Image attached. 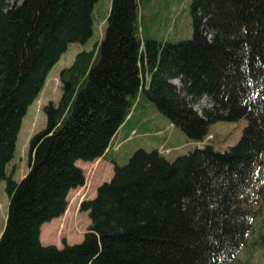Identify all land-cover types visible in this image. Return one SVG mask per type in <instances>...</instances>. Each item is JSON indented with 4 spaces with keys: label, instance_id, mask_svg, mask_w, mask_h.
Here are the masks:
<instances>
[{
    "label": "trees",
    "instance_id": "obj_1",
    "mask_svg": "<svg viewBox=\"0 0 264 264\" xmlns=\"http://www.w3.org/2000/svg\"><path fill=\"white\" fill-rule=\"evenodd\" d=\"M96 3L0 0V264H233L264 201V0H191L192 37L175 43L142 39L137 0H111L101 40L60 71L27 173L8 171L28 107L68 46L91 38ZM141 96L191 140L216 122L247 125L224 152L137 148L120 164L112 141ZM101 158L113 175L81 203L82 242L42 245L41 227L85 184L77 162Z\"/></svg>",
    "mask_w": 264,
    "mask_h": 264
},
{
    "label": "rangeland",
    "instance_id": "obj_2",
    "mask_svg": "<svg viewBox=\"0 0 264 264\" xmlns=\"http://www.w3.org/2000/svg\"><path fill=\"white\" fill-rule=\"evenodd\" d=\"M138 20L142 39L169 41L172 43L190 39L192 37V18L190 14L191 0H137ZM111 0H97L93 10V34L84 44L73 43L59 61L48 73L42 90L34 102L28 107L22 120L17 137L14 157L8 166V171L14 170L13 179L20 181L28 171V149L32 136L45 128L46 117L43 112L48 103L57 104L61 96L60 71L73 62L74 57L81 51H89L98 43L105 30V20L108 15ZM179 86L177 80L173 81ZM208 106V101L202 99L194 109L199 113L203 107ZM134 118L132 125L136 126V135H133L118 153L112 157L120 164L126 158L125 154L137 148L151 150L141 142L156 134L164 138L170 137V131L175 136L170 140L168 147H174L171 157L173 159L185 154L198 145H211L215 151L224 152L229 146L235 145L247 125L245 119L235 122H216L209 126L208 137L202 141L189 139L181 130L171 127L156 106L141 96L133 108ZM148 132L145 133L144 132ZM150 135V136H149ZM144 137V138H143ZM164 141V140H162ZM146 144V143H144ZM130 154V153H129ZM128 160V159H127ZM77 165L83 170L85 184L69 192L65 213L58 219L45 223L41 227L40 241L42 245H55L61 248L63 244H78L82 242L87 232L90 220L87 212L80 210L83 201L91 200L96 195L97 188L111 179L113 166L105 159L93 162L78 161ZM8 199L5 192V183L0 182V235L3 231L7 215ZM256 215L252 224V232L247 236L243 249L236 256L233 264H264V201L256 205ZM52 231L54 234H52Z\"/></svg>",
    "mask_w": 264,
    "mask_h": 264
},
{
    "label": "crops",
    "instance_id": "obj_3",
    "mask_svg": "<svg viewBox=\"0 0 264 264\" xmlns=\"http://www.w3.org/2000/svg\"><path fill=\"white\" fill-rule=\"evenodd\" d=\"M168 121V120H167ZM169 123V121H168ZM169 125H171L169 123ZM134 125H132V123H127L125 124L123 127H121L119 129V131L117 132V134L114 136L113 141H112V145L110 150L112 152L118 153L128 142L131 141L133 135H136V130H135ZM148 133V132H144ZM150 136V135H149ZM155 138H152V135L149 137L150 139H146L141 142L143 145L149 146L151 148H157V149H161L163 150V155H165L166 157H171L172 153L174 152V147H168L170 140H172L173 137H175L171 131H170V137L169 138H164L162 135L159 136V134H156ZM144 138V137H143ZM164 140V141H162ZM146 143V144H144ZM129 153H131V148L128 150V152L125 154L126 158L124 160H122V163H124L127 158L129 157ZM2 233V232H1Z\"/></svg>",
    "mask_w": 264,
    "mask_h": 264
}]
</instances>
